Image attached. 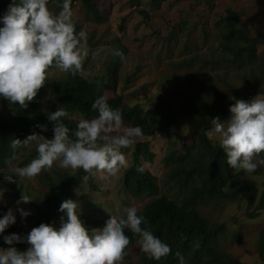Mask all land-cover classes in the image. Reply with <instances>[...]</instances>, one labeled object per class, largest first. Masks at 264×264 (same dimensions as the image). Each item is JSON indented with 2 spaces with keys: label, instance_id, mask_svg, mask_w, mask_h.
I'll return each mask as SVG.
<instances>
[{
  "label": "trees",
  "instance_id": "1",
  "mask_svg": "<svg viewBox=\"0 0 264 264\" xmlns=\"http://www.w3.org/2000/svg\"><path fill=\"white\" fill-rule=\"evenodd\" d=\"M77 1L71 0V9ZM79 1L96 22L104 20L98 5L99 0ZM9 2L10 0H0V14H3ZM62 3L63 0H49L48 6L52 11H59ZM223 18L225 24L221 31L223 40L220 48L224 54L220 55L221 61L229 65H240L243 68L247 65L257 67L256 71L251 72V78L237 74L244 81L242 85H237L236 75L230 80L224 79L223 85L227 87L225 90L218 86L209 72L189 74L183 82L174 80L168 83L172 100L158 94L153 106L140 103L128 104L123 95L118 93L121 64L120 58L113 55L106 76L90 79L81 71L76 75L64 73L53 78L50 84L45 81L37 96L28 103L27 108H21L18 104L10 103L0 97V102L10 105L6 112L0 113V170L7 167V164L14 159L13 156L17 157L27 149L20 148L14 153L10 147L12 139H24L32 132L52 138L53 122L47 119L49 112L40 108V102L46 95L48 85L55 93L53 105L65 108L68 115L63 121L73 130L81 117L91 118L98 114L91 108V103L98 95L103 94L111 107L120 109L122 121L130 127L137 125L141 127L142 136L155 137L165 133L169 137L168 150L164 158L167 165H172V169L166 175L167 184H170L173 190L172 195L159 194L157 176L143 165V160L152 162L155 158L148 141H138L134 144L130 165L123 172L121 179L124 190L132 196L153 197L138 211V214H142L146 220V224H142L141 227L151 230L171 248V252L160 260L151 259L141 252L139 264H179L175 256L177 251L184 257L185 264H251L235 259L222 247L221 241L227 239L229 233L227 222H211L202 214L200 207L209 203L242 200L248 218H258L261 211L264 212V184L259 190L257 181L249 178L244 170L231 169L226 163L225 153L220 148V144L213 142L206 135L211 127L212 117L219 116L221 120L229 118V105L234 103L228 99L230 95L244 100H251L259 93L264 95V53L258 55V46H264V33L258 31L251 34L239 21L241 13L233 9H227V14ZM80 30V26L75 24V31ZM194 60L195 58H192L187 62L191 63ZM74 115L80 117L76 119ZM180 117L186 120L195 137L194 143L184 145L185 151L189 154L187 160L179 157L178 143L174 140ZM37 124L46 125L47 131L42 132L35 127ZM37 155L35 146L19 166L30 163ZM260 156L264 157V152ZM138 167H143V172L137 171ZM43 172L44 184L49 185L50 190L45 193L42 201L29 202L36 208V213L33 215L34 225L30 228L9 226L2 235L17 233L26 236L33 227L42 222L54 224L58 228L60 216L63 215L58 211L62 200L72 198L77 199L79 203L80 199H85V195L81 197L76 195V190L82 187L84 180L89 181L90 185L96 188L93 175L95 170L89 173L83 169H76L73 174L68 172L62 174L51 168ZM4 175L0 172V190L4 189V194L18 200L22 194V187L15 177L16 182L4 181ZM85 203L89 205V201L85 200ZM94 206L98 207V205ZM80 211L86 227H103L106 219L95 216L92 211H84L82 205ZM125 234L129 236L130 243L126 248L127 254L123 257L124 260L129 257L128 247L139 241L138 234L128 229H125ZM28 245L27 242L15 244L22 251L26 250ZM258 253L261 264H264V227L260 231Z\"/></svg>",
  "mask_w": 264,
  "mask_h": 264
},
{
  "label": "clouds",
  "instance_id": "2",
  "mask_svg": "<svg viewBox=\"0 0 264 264\" xmlns=\"http://www.w3.org/2000/svg\"><path fill=\"white\" fill-rule=\"evenodd\" d=\"M70 3L71 0H63L59 11H52L49 0H10L0 14V97L27 108L48 79L51 67L71 75L81 71L87 55V49L82 46L86 44L87 33L75 31ZM113 55L122 62L125 60L119 49ZM228 99L234 101L229 105V118L212 117L206 135L218 139L231 169L251 174L264 164V157L260 156L264 152V95L259 93L251 100L230 95ZM91 108L98 114L81 117L74 130L64 123L63 118L68 114L61 106L47 114V119L53 122L51 139L36 132L24 139H12L10 147L14 153L34 143L38 155L25 166L0 170L5 173L3 180L11 183L16 182L14 177H35L42 170L51 169L57 161L62 168L89 173L103 170L108 175L125 167L121 149L130 147L143 135L141 127L123 126L120 109L111 107L103 94L95 98ZM35 127L47 131L46 125ZM143 170V167L137 169ZM3 192L4 189L0 190V201ZM30 201L32 198L22 193L16 204ZM58 211L63 213L58 228L42 222L26 236L3 235L9 247H0V264H119L130 243L125 229L138 234L140 251L149 258L160 260L171 252L166 242L141 227L146 220L135 206L123 207L121 214L108 216L102 228L85 226L77 199H63ZM17 212L22 220L31 215L21 207L15 211L8 208L0 217V235L16 222ZM17 242H27L30 247L22 251L15 246ZM175 256L179 264H185L179 251Z\"/></svg>",
  "mask_w": 264,
  "mask_h": 264
},
{
  "label": "rangeland",
  "instance_id": "3",
  "mask_svg": "<svg viewBox=\"0 0 264 264\" xmlns=\"http://www.w3.org/2000/svg\"><path fill=\"white\" fill-rule=\"evenodd\" d=\"M98 5L104 15V20L101 22H96L86 12L79 0L71 9L74 24L79 25L80 29L87 33L86 44L82 45L87 49V55L83 60L81 72L90 79L106 76L113 52L119 49L124 53L125 60L123 62L120 60L118 93L123 95L128 104L140 103L153 106L158 94L172 100L168 83L174 80L183 82L189 74L209 72L218 86L226 90L227 87L223 85L224 79L230 80L236 75L237 85H242L244 81L237 74L251 78V72L257 70V67L251 65L243 68L240 65H229L221 61L220 55L224 54L220 48L223 40L221 31L225 24L223 17L226 16L227 9H233L241 13L239 21L251 34L258 31L264 33V0H162L161 2L99 0ZM263 53L264 46L259 45L258 55ZM192 58L195 60L188 63L187 61ZM203 59L205 61H202ZM63 74L57 68L50 69L48 79L45 81L50 84L53 78ZM54 98L55 93L48 85L46 95L40 102V108L47 112L55 111L59 106L53 105ZM9 108L8 103L0 102V113L6 112ZM74 116L76 119L80 117ZM122 123L123 126L130 127L126 122L122 121ZM210 138L213 142L219 143L215 136ZM174 140L178 143L179 157L187 160L189 154L185 151L184 145L194 143L195 137L184 118H179ZM138 141H148L151 151L155 153L154 160L152 162L143 160V165L157 176L159 194L172 195L171 185L166 181V175L172 169V165H167L164 158L168 150L169 137L165 133L155 137L141 136L130 147L121 149L125 155V167L112 175L106 174L103 170L95 171L93 175L96 188H93L89 181L84 180L82 187L76 190L78 197L86 196L79 201L84 211H92L95 216L106 219L110 215L121 214V209L130 205L137 207L139 211L152 200V196H132L124 190L121 183L123 172L130 165L131 151ZM34 147L35 144H31L10 161L4 171L19 166ZM52 168L62 174L74 173L71 168L59 167L58 161L53 163ZM43 173L42 170L40 174L31 178L15 177L22 187V193L28 194L32 200L42 201L45 193L50 190L49 185L44 184ZM247 175L257 181L259 190L263 188L264 164ZM85 200L89 201V205ZM16 201L12 196L3 193L0 215L8 208L14 211L17 207L24 208L29 210L31 215L22 220L17 212L16 222L10 227H32L36 208L30 203L17 205ZM200 207L202 214L211 222H227L228 237L221 241V245L232 257L251 264H261L258 245L260 231L264 227L263 211L258 218H248L242 200L209 203ZM0 247H9L4 243L3 235H0ZM127 252L129 257L122 259L119 264H139L141 253L139 241L131 244Z\"/></svg>",
  "mask_w": 264,
  "mask_h": 264
}]
</instances>
